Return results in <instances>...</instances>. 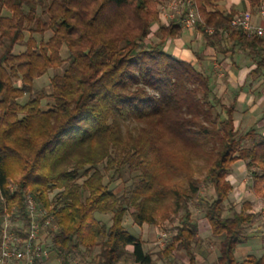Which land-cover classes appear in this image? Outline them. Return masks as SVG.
Instances as JSON below:
<instances>
[{"label":"trees","instance_id":"trees-1","mask_svg":"<svg viewBox=\"0 0 264 264\" xmlns=\"http://www.w3.org/2000/svg\"><path fill=\"white\" fill-rule=\"evenodd\" d=\"M165 1L0 0V220L4 207L13 209L26 228L28 192L54 217L57 230L47 231L44 248L60 264H153V254L125 229L129 209L136 226H157L181 212L157 258L181 251L186 264H199L194 201L209 237L218 240L213 264H264V253L240 261L234 255L258 234L244 233L251 226L264 246L258 213L244 202L225 216L223 206L233 189L232 166L240 161L264 201V135L235 126L237 95L217 96L215 80L200 68L201 52L189 45L194 63L166 52L182 31L180 18L160 24ZM191 1L201 19V47L247 52L256 59L252 73L264 70V38L231 26L238 14L219 9L224 0ZM263 2L248 0V6L256 12ZM44 4L46 22L37 12ZM153 27L159 39L145 43ZM46 32V40L33 37ZM63 66L50 78L49 95L33 92L38 78ZM125 172L130 184L117 195L109 182ZM201 175L211 187L209 199L198 195Z\"/></svg>","mask_w":264,"mask_h":264},{"label":"crops","instance_id":"crops-1","mask_svg":"<svg viewBox=\"0 0 264 264\" xmlns=\"http://www.w3.org/2000/svg\"><path fill=\"white\" fill-rule=\"evenodd\" d=\"M218 8L227 12L233 10L236 14L248 11L251 14L254 24L262 25L264 23V2L256 12L251 11L248 6V0H224L223 4ZM162 20L165 19H161L160 23ZM181 31L182 34L179 38L173 39L167 44L166 52L174 57L194 63L195 57L188 45V40L191 38V30L181 28ZM193 40L197 44L194 45L198 46L197 51L202 53L204 64L207 67V73L215 80V92L217 96L221 94H228L230 96L234 94L237 95L238 103L233 115L235 126L241 132H245L253 127L259 134L264 135V70H259L254 74L252 73L256 68V59L252 55L241 50L234 53L226 52L222 54L220 46H216L215 48L210 46L201 47L202 43H199L197 38ZM191 45L193 46V43H191ZM255 95H257V97H255ZM243 172L246 173V169L244 163L240 161L236 165L235 170H232L230 179L235 182L237 180L236 178H241ZM238 183L236 181L235 184L240 192L239 195L247 199L251 205V210H253L252 205L255 200L258 199L261 204L264 203V201L252 191H244L248 184L245 180ZM148 232L147 225L137 226L135 237L143 243L146 251L153 254V264L187 263V259L181 251L173 252L168 260H159L156 255L159 249L147 248L148 246L144 237L149 236ZM156 234L159 233L157 232ZM153 244L155 245L156 242L154 241ZM242 252L244 253V257L253 254L250 251V247H242V245H239L234 254L239 261L242 260L240 259ZM261 254L254 255L260 256ZM196 256L199 264H213L216 253L207 252L203 255L202 251H199ZM57 261H59V259L49 258L47 264H56L55 262Z\"/></svg>","mask_w":264,"mask_h":264},{"label":"rangeland","instance_id":"rangeland-1","mask_svg":"<svg viewBox=\"0 0 264 264\" xmlns=\"http://www.w3.org/2000/svg\"><path fill=\"white\" fill-rule=\"evenodd\" d=\"M48 1V0H47ZM185 0L181 1V0H166L163 4H161V6L159 7V15H160V20L161 19H165L162 20V22L160 24H168L170 22V20L172 18H180L182 11L186 10L188 8V5L186 3H184ZM174 4H176V6L174 7ZM45 7L46 4L42 5V7H39L37 9L38 15L40 16L42 21H47V15L45 14ZM183 15V14H182ZM191 30L190 36L191 38L188 40V45H190L191 43H193V47L197 49L198 46H196L197 44L194 42L193 39L197 38V40L199 41V43H202V37L200 34H198L197 30H196V26H194L193 28L189 29ZM50 33L46 32L43 34V36H40L38 34H35L33 37L39 41L40 39L46 40L49 37ZM25 37L27 38V34H25ZM199 37V39H198ZM159 39V32H158V28L157 27H153L152 31L150 32L148 38L145 40V43H149V42H157ZM196 44V45H194ZM23 49V43L17 44L14 47V52H20ZM2 49L0 48V53H1ZM62 57H65V52L62 50L61 52ZM200 68H202V71L204 70L205 72H207L206 70V65L205 66H201ZM64 69L63 67L57 68V69H51L49 70L46 74H44L43 76H41L40 78H38L34 84H33V92L36 91H41L43 92L45 95H49L51 93V87L49 84L50 78L53 75L56 74H61L62 71ZM15 85H19V81L15 82ZM28 95H25L23 98L19 99L18 101L20 103H24L27 101ZM42 107L44 109L48 108L50 105V99L49 98H44L42 100ZM238 163H235L232 166V170H235L236 165ZM101 167V166H100ZM83 176L79 177L77 179V183H81V181L83 180ZM199 179L201 180L200 185H199V197H204L206 199H209L212 196V190L211 187L203 181V175L199 176ZM237 183L244 181L247 184L246 188L244 191H252L251 189V182L249 179V175L248 173H244L242 174L241 178H236ZM109 180V175L105 174L104 177V183H107ZM236 181L233 183L235 184ZM109 188L114 190L115 194L120 195L122 193V191L124 190L125 187H127L130 184V179L128 178V175L126 174V172L123 174V177L121 179L116 178L113 182H109ZM233 184V189L230 191V193L228 194L227 199L224 201L223 206L226 209L225 210V216H230L231 211L229 210V208L234 207L239 209L240 206L242 205V203L244 202H248L247 199L245 197H241L239 194V190L237 189V185ZM239 184V183H238ZM56 193V190L53 191L50 194V197ZM254 193V192H253ZM190 209L192 211V215L193 217H195L197 224H198V235L201 236L202 238V243L199 245V247L195 248V252L198 254V251H202L203 255H205L207 252L208 253H216L217 252V239H211L208 235V228L205 224V222L202 219V214L200 213V211L198 210V204L197 201L190 203L189 204ZM251 206V205H250ZM253 210H251L253 213H258V217L260 218V221L262 223H264V203L261 204L260 201L257 199L254 201L253 203ZM132 212V209H129L125 218H124V225H125V229L133 236L136 235V227L133 223H132V218L130 216ZM181 216V212H179L178 214H176L175 216L172 217V221H165L157 226H147L148 227V235L149 236H143L146 239V243H147V248L149 249H160L162 247H164V245L169 241L170 237L173 234V230L175 228V226L178 224L179 222V218ZM100 217V216H99ZM108 219V217H100L101 221H104L105 219ZM256 226V225H255ZM252 229V231H251ZM259 228H254V227H249L246 228L244 230V233H251V232H256L258 234H254L251 235V237L249 236L248 239L243 242L242 247H250V251L253 254H261L264 252V246L262 244L261 241V237H260V233L258 231ZM158 232L160 233H165L166 237L165 239H163L161 241L162 244H158L156 243L155 245L153 244L154 241L157 242L158 239V235L156 234ZM156 234V236H155ZM248 235V234H247ZM153 239V240H152ZM98 249H95L93 252L96 253L95 251H97ZM244 253L242 252V255H240V259L244 258ZM157 255V254H156ZM75 261H79L78 259H75ZM56 264H60L59 261L55 262ZM93 264V263H92Z\"/></svg>","mask_w":264,"mask_h":264},{"label":"built area","instance_id":"built-area-1","mask_svg":"<svg viewBox=\"0 0 264 264\" xmlns=\"http://www.w3.org/2000/svg\"><path fill=\"white\" fill-rule=\"evenodd\" d=\"M184 3L188 5V8L183 10L185 13L183 11L180 13V26L182 29L188 30L201 22V19L191 0H185ZM175 6L176 4H174ZM230 25L242 29L248 37L264 38V23L262 25L254 24L248 11L236 15ZM207 32L211 33V29H208ZM16 188V185L11 183L9 192L13 194ZM23 203L28 217L26 228L13 219V209L7 211L6 207L3 208L4 213L0 220V264H34L35 262L47 264L49 261L48 250L44 248V241L49 229L57 230V226L53 222L54 217L28 192L23 193ZM18 231H21L22 237H20V233H17ZM165 237V233H160L156 243L162 244L161 241ZM73 264H77V262L74 261Z\"/></svg>","mask_w":264,"mask_h":264}]
</instances>
